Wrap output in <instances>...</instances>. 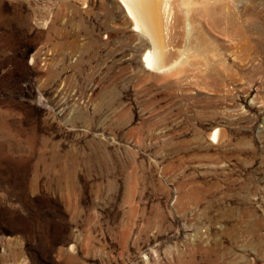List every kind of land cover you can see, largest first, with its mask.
I'll return each mask as SVG.
<instances>
[{"label": "rangeland", "instance_id": "rangeland-1", "mask_svg": "<svg viewBox=\"0 0 264 264\" xmlns=\"http://www.w3.org/2000/svg\"><path fill=\"white\" fill-rule=\"evenodd\" d=\"M241 1L257 53L207 26L159 74L118 0H0V264H264V0Z\"/></svg>", "mask_w": 264, "mask_h": 264}, {"label": "bare ground", "instance_id": "bare-ground-1", "mask_svg": "<svg viewBox=\"0 0 264 264\" xmlns=\"http://www.w3.org/2000/svg\"><path fill=\"white\" fill-rule=\"evenodd\" d=\"M118 1L123 7L126 15L131 19L134 30L145 37L148 41V45L146 46L140 61L142 63V67L150 72L165 74L172 69H176L178 66L181 67L187 63L192 69L197 68L196 65L199 64V59L197 58L199 56H205V54L207 55V53H209L211 50L212 44L210 40H207V38L209 39V37H206V34L210 33L209 30H207V26L217 34V36L214 35V39L218 41L219 46L224 51L227 48V44L224 42V39H226V41H229L228 43L233 44L237 50L241 51L245 47L244 39L248 38V47L250 51L249 54H252L253 52L255 53L257 49V37H255V35L257 30L259 29L258 27H260L259 20L262 19V16L259 6L256 3H250L246 6L242 3L241 0H232V4H229V2L223 0L215 1L214 3H211V1L213 0ZM176 11L183 15L181 16L183 17V21L180 23L179 27L183 31L186 41V48L183 46L184 51L180 53V56H183V54L186 53V50L187 52L192 51L190 53L188 52L189 54H191L190 56H192V59L190 61H188L190 57L187 56H185L184 59L178 58L176 52L175 58L171 54V50H169L172 45L171 41L173 37L171 40L170 38L171 32H173L171 31L172 24H174L176 20ZM191 13L194 16L188 18V16H190L189 14ZM195 17H199L200 19ZM177 23L175 22V25ZM173 30H175V28ZM175 31H177V29ZM180 32L181 31H179L178 33L181 34ZM172 47H174V50H176L175 46ZM177 52H179V50ZM241 56V53L236 55L235 62L238 70H240L243 65L241 64L243 60ZM221 58V66L224 67L226 58H224L223 53L221 54ZM248 60H251L252 62L254 61V57L251 56ZM253 68H257L255 64H253ZM203 75L204 78H209V80L212 79L211 73L205 72L203 73ZM241 76H238L235 73L234 80L238 82L241 79ZM221 77H225L224 74H221ZM230 79L232 78L230 77ZM213 131L214 132L209 135V139H211V141L214 143L217 141L219 130L214 129Z\"/></svg>", "mask_w": 264, "mask_h": 264}]
</instances>
